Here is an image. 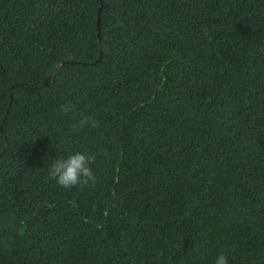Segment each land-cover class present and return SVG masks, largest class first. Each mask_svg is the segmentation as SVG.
<instances>
[{"label": "trees", "instance_id": "trees-1", "mask_svg": "<svg viewBox=\"0 0 264 264\" xmlns=\"http://www.w3.org/2000/svg\"><path fill=\"white\" fill-rule=\"evenodd\" d=\"M221 253L264 264V0H0V264Z\"/></svg>", "mask_w": 264, "mask_h": 264}, {"label": "clouds", "instance_id": "clouds-1", "mask_svg": "<svg viewBox=\"0 0 264 264\" xmlns=\"http://www.w3.org/2000/svg\"><path fill=\"white\" fill-rule=\"evenodd\" d=\"M71 103L61 104L58 111L69 113L73 110ZM85 126L96 128L98 122L91 116H81L70 125V131L79 132ZM95 155L86 152H75L67 157H57L49 165V176L54 179L58 186L68 189L74 186H84L90 181L96 183V177L90 167L95 161ZM214 264H228V258L224 254H219Z\"/></svg>", "mask_w": 264, "mask_h": 264}, {"label": "water", "instance_id": "water-1", "mask_svg": "<svg viewBox=\"0 0 264 264\" xmlns=\"http://www.w3.org/2000/svg\"><path fill=\"white\" fill-rule=\"evenodd\" d=\"M99 12H100V7L98 8V15H97V21H96L97 26H99ZM98 36H99V32H98ZM98 38H99V40L101 39L100 36H99ZM100 51H101V46H100ZM100 55H101V54H100ZM99 57H100V56H99Z\"/></svg>", "mask_w": 264, "mask_h": 264}]
</instances>
